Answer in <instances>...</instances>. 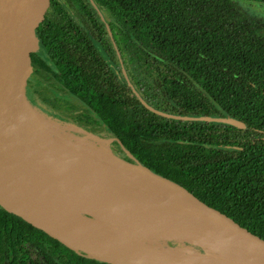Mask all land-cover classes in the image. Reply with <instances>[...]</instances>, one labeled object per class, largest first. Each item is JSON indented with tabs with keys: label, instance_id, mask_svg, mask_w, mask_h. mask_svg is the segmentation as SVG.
I'll list each match as a JSON object with an SVG mask.
<instances>
[{
	"label": "trees",
	"instance_id": "16d2710c",
	"mask_svg": "<svg viewBox=\"0 0 264 264\" xmlns=\"http://www.w3.org/2000/svg\"><path fill=\"white\" fill-rule=\"evenodd\" d=\"M94 1L112 19L118 52L132 58L152 92L135 81L139 99L104 85L103 69L86 58L94 59L96 49L83 32L48 18L39 34L40 53L34 55L30 104L39 111L49 104L66 122L105 127L134 158L122 160L179 184L264 240V13L247 15L241 7L256 9L264 0ZM91 14L87 18L95 26ZM45 82L60 96L46 93ZM140 100L165 114L229 117L244 126L169 120ZM0 211L19 222L26 241L37 232L52 242L53 264H105ZM3 221L0 216V228Z\"/></svg>",
	"mask_w": 264,
	"mask_h": 264
},
{
	"label": "bare ground",
	"instance_id": "6f19581e",
	"mask_svg": "<svg viewBox=\"0 0 264 264\" xmlns=\"http://www.w3.org/2000/svg\"><path fill=\"white\" fill-rule=\"evenodd\" d=\"M26 113L23 142L12 159L3 163L0 175V202L7 209L57 236L98 243L113 256L165 260L174 254L159 246V241L188 240L221 244L225 247V256L241 264H264V256L229 229L184 237L131 227L125 221L98 216L100 212L120 208L177 216L179 213L170 206L185 201L180 195L172 196L144 169L126 165L107 151L74 150L62 143L50 142L33 112ZM188 211L180 214L203 221L225 222L216 213L197 216L193 209ZM80 213L95 219L83 218ZM145 238L151 245L143 244ZM203 260L205 264H231L214 257Z\"/></svg>",
	"mask_w": 264,
	"mask_h": 264
},
{
	"label": "water",
	"instance_id": "95a60500",
	"mask_svg": "<svg viewBox=\"0 0 264 264\" xmlns=\"http://www.w3.org/2000/svg\"><path fill=\"white\" fill-rule=\"evenodd\" d=\"M53 1L0 0V175L3 172V163L10 157L12 159V155L19 151L25 132L24 120L27 114L26 112L27 110H31L35 115L37 124L43 131V134H47V139L50 142L54 144L62 143L74 150L81 148L91 151H107L114 158L126 165L144 169L149 176L156 178L161 185L168 189V192L172 196L180 195V198H183L185 201L184 204L180 203L179 205L170 206L174 211L176 210V213H179L177 216L130 208L109 209L100 212L98 216L125 221L131 227H142L182 235L184 237H196L205 231L213 232L225 228L232 230L239 240L249 244L264 256V240L241 228L218 211L206 206L179 184L152 173L149 169L137 162L129 163L118 158L109 148L86 147L84 146L83 139L74 137L72 134L66 132V129L61 125L50 123L48 119H45L37 113L30 104L27 93L30 82L36 75L34 55L38 49L39 34L45 27ZM137 97L141 99L139 96ZM140 102L151 112L169 120L216 123L237 129L244 126L241 121L229 117H193L165 114L151 108L142 100ZM128 156L132 159L130 155ZM173 192H177V194L174 195L175 193ZM0 207L7 213L13 214L36 229L43 231L49 237L76 254L105 264H205L203 259L211 257L226 260L231 264H241L240 261L231 260L226 257L225 247L221 244H200L199 242L195 243L188 240L159 241V246L172 251L174 254V256H169V258L164 257L165 260L113 256L106 248L98 243L81 238L57 236L29 222L22 215L7 209L1 202ZM189 209H193L194 214L197 216H208L211 213H216L225 222L203 221L201 219L189 218V216H184L185 214H180L183 212L186 213ZM80 215L92 221L95 219V217L85 213H80ZM142 242L146 246L151 245L146 238ZM190 247L195 248L196 251L188 250ZM192 255H196L197 257H192Z\"/></svg>",
	"mask_w": 264,
	"mask_h": 264
},
{
	"label": "flooded vegetation",
	"instance_id": "af4514ba",
	"mask_svg": "<svg viewBox=\"0 0 264 264\" xmlns=\"http://www.w3.org/2000/svg\"><path fill=\"white\" fill-rule=\"evenodd\" d=\"M57 1L55 7L54 2ZM75 3H77L81 8V15L79 16V19L82 21V24H85V26L89 27V30H91L90 34L87 35L85 30L83 29V26L78 25L76 21H74L68 12V9L66 8V5L64 4L65 0H54L52 4V8L50 11V14L48 18H51L54 22H60L63 25H73L72 28L80 29L83 32V37L87 38L89 41V45L94 47L96 49L95 58L91 59L89 56L86 57L90 62H96L99 65V68L103 69L104 77H103V84L107 85L108 87L113 88H123L125 90H129L130 96L139 93L136 88L134 87L133 78H129L128 72H129V66L133 65V61H131V57H129V61H125V54L122 53L121 55L118 54V49L116 46L117 43V35L114 30V26L111 27L112 19H104L102 21H98L97 18H95V13H93L88 6L85 4L83 0L81 1V4L70 0ZM94 1V0H93ZM97 4V3H96ZM98 5V4H97ZM85 7L86 9L82 8ZM99 9L101 7L97 6ZM102 10V9H101ZM90 12L93 14V18L97 20V23L95 26H93V22H91L87 17V13ZM91 14V15H92ZM47 18V20H48ZM71 29V27H69ZM82 28V29H81ZM100 28V29H96ZM114 31V35L111 33ZM100 33L102 35H100ZM39 45L36 53H40L39 51ZM81 55V53H80ZM83 58L85 57L83 54L81 55ZM118 56H120V59H118ZM85 58V59H86ZM86 59V60H87ZM87 60V61H88ZM88 61L89 64H91ZM47 63L49 66H52V63L47 59ZM37 73V70H36ZM41 82H38L36 85V88L38 89L40 87ZM113 83L111 86L110 84ZM30 86V85H29ZM29 91V89H28ZM140 95V94H139ZM28 97V93H27ZM144 101V100H143ZM145 102V101H144ZM48 108V107H47ZM53 114L54 112L52 106H50V109L48 108ZM82 112V111H80ZM79 115V112H74V116ZM78 125L82 130L89 133V135L97 136V137H105L107 134L101 135V133L104 132V128L100 127L98 125H88L86 123ZM84 127H88L91 131H87ZM103 128V129H102ZM110 133V132H109ZM111 142L109 144V149L117 156H119L121 159L126 160V158L129 156L125 154V151L122 150V148L118 147L116 145V138L113 136V134H109ZM161 142V141H160ZM131 156V155H130ZM132 159L133 156H131ZM131 159V158H130ZM6 212V211H5ZM7 213V212H6ZM8 215H13L10 213H7ZM0 216L4 218V221L2 222V227L0 228V264H53V247L52 242H50L47 238L44 237V235L39 234V236H35L37 232L34 233L33 238L30 242L26 241L24 238L20 235V224L17 222L14 218L11 216H7L4 213L0 211ZM15 216V215H13ZM11 250H14L13 258ZM80 256V255H79Z\"/></svg>",
	"mask_w": 264,
	"mask_h": 264
},
{
	"label": "rangeland",
	"instance_id": "374dc122",
	"mask_svg": "<svg viewBox=\"0 0 264 264\" xmlns=\"http://www.w3.org/2000/svg\"><path fill=\"white\" fill-rule=\"evenodd\" d=\"M83 1L88 6V8L93 13L96 14L95 17L97 18V20L99 22L100 21L103 22L104 19L108 18L106 12L103 9L101 10L97 7L98 5L96 4V1H93V0H83ZM64 4L66 5V8L68 9V12L70 13L72 19L74 21H76L78 23V25L83 26V29L85 30L86 34L89 35L91 33L90 32L91 30H89V27L85 26V24H82V21L79 19V16L81 15L80 6L77 3L70 1V0H65ZM241 7L243 8L242 10H244L247 15H252V16H256V17L263 16L262 12L264 13V5H261V4L260 5H256V4L254 5V7L256 9H260L261 12L254 9L252 6H241ZM108 19H110V17ZM118 54H119V52H118ZM125 56H126L125 61H129L128 55L126 54ZM118 59H120V56H118ZM128 68H129V72H128L129 78L130 77L133 78V82H135V81L138 82L143 90H146L149 93L152 92V89L150 88L151 82L142 75V72L140 71L137 64L133 63V65L129 66ZM42 87L45 88L46 93H48L50 95H54V96H56V95L60 96V94L57 91L54 92L50 88L49 83L47 84L45 82ZM136 95L139 96L137 94V92H136ZM66 98H69V97L67 96ZM36 105L38 107L40 104H36ZM46 106L50 109L49 104H47ZM33 107L40 116L44 117L45 119H48L50 123L61 125L64 129H66V132H68L69 134H72L74 137H78L80 139H83L84 146H86V147H97V148H102V149L109 147V144L111 142V139L109 136L110 133L105 127H103L104 132L101 133V135L107 134V136H105V137L92 136V135H89L84 130H82L78 125L59 119L58 116L53 114L46 107H44V109H42L40 111L35 106H33ZM173 247H175V246L173 245ZM188 250H191V251L195 250L196 251V249L192 248V247L188 248Z\"/></svg>",
	"mask_w": 264,
	"mask_h": 264
}]
</instances>
